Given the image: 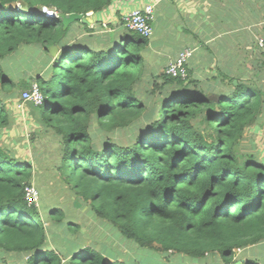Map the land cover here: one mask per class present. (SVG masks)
<instances>
[{
	"label": "trees",
	"instance_id": "trees-1",
	"mask_svg": "<svg viewBox=\"0 0 264 264\" xmlns=\"http://www.w3.org/2000/svg\"><path fill=\"white\" fill-rule=\"evenodd\" d=\"M111 1L0 0V91L21 90L17 102L0 97V263L21 255L27 264H135L105 247L61 248L51 240L47 220L70 232L78 225L64 223L57 206L40 210L24 199L32 166L6 140L14 113L24 109L37 131L58 139L59 178L105 228L146 253L142 264H162L161 255L264 264L260 253L237 256L264 240V163L236 150L264 117L263 87L225 76V91H205L188 68L185 79L147 75L149 38L121 20L110 36L91 33L85 19L63 28L59 17L40 11L86 17ZM72 26H83L95 43L71 41ZM8 65L25 75L19 84ZM32 82L41 105L21 99ZM121 131L130 132L125 143L114 138ZM212 256L218 259L205 263Z\"/></svg>",
	"mask_w": 264,
	"mask_h": 264
},
{
	"label": "crops",
	"instance_id": "crops-1",
	"mask_svg": "<svg viewBox=\"0 0 264 264\" xmlns=\"http://www.w3.org/2000/svg\"><path fill=\"white\" fill-rule=\"evenodd\" d=\"M224 1L112 0L107 8L97 13L91 12L82 19L87 21L88 29L95 30L91 33L104 31L111 36L119 27L122 15L145 4H153V32L146 47L151 46L152 50L149 52L162 58V69L179 51L188 47L192 50V56L187 68L192 78L198 80V84L205 91L214 93L225 91L228 85L226 80H222L225 76L238 77L243 82L257 84L264 89V80H261L264 79V63L256 45L257 38L261 37L259 31L256 28L247 29L251 23H245L249 20H244L246 15L244 7L239 8L234 4L235 1L239 4L240 0H229L228 3ZM211 5L221 6L215 7L220 12L216 13V9L210 7ZM225 5L231 8L226 11ZM209 8L210 11L214 10L210 20ZM197 11H204V14L193 16ZM258 11L264 19V0ZM184 15L189 18L188 23L199 20V24L194 23L196 25L194 28L189 26L183 20ZM212 19L214 23L210 22ZM91 33L82 30L81 27L72 26L68 35L71 41H83V36L88 38ZM262 37L264 38V27ZM202 53L205 56H201ZM241 53L246 56L245 59ZM231 83L235 85L237 80L234 79ZM257 129L262 130L261 127H253L245 134L256 132ZM8 264L27 263L24 256L16 255Z\"/></svg>",
	"mask_w": 264,
	"mask_h": 264
},
{
	"label": "rangeland",
	"instance_id": "rangeland-1",
	"mask_svg": "<svg viewBox=\"0 0 264 264\" xmlns=\"http://www.w3.org/2000/svg\"><path fill=\"white\" fill-rule=\"evenodd\" d=\"M224 2L228 3L229 0H225ZM234 4L239 8L241 6L244 7L246 11L244 20H249L245 21V23H251L252 25L248 26L247 29L256 28L259 31V35L262 37L264 19L261 17L258 10H260L263 6V0H240L239 4L238 1H235ZM210 7L215 8L221 6L211 5ZM225 7H227L225 9L226 11L231 8V6L226 5ZM215 9L216 13L220 12L217 8ZM212 13H214V10L210 11L209 8L208 20L211 19L210 15ZM203 14L204 11H197V13H193V16H201ZM190 17L193 18L192 16ZM183 20L186 24H189V26L193 28L196 26L194 23L199 24V20L188 23L189 18L185 17V15L183 16ZM210 22L214 23L215 21L212 19ZM81 28L85 31L83 26H81ZM83 40L89 44L95 41L84 36ZM146 50L147 51H144L146 59L143 72L147 75L151 71L161 73L162 58L149 52L152 50L151 46L146 47ZM241 55L244 57L243 53H241ZM201 56H205L204 53H202ZM245 58L246 56L244 59ZM11 66L12 65H8L7 73L12 77L15 84H19L17 81L18 78H25V75H18L13 72ZM38 68L39 67L35 68L31 73H28L27 76L35 74ZM261 80L264 79L261 78ZM20 91L21 90H19V88H13L7 92L0 91V97L5 100H9L11 97L15 99V102H17ZM155 98L156 95H152L148 99L153 101ZM14 115L16 119H14L13 124L11 123L10 125L11 129L7 133L8 137L6 140L8 146L15 151L19 157H24L31 163V184L37 189L39 194L38 200L34 203V205L40 210H48L57 206L61 210L62 221L64 223L73 222L78 225V228H74L70 232L65 229L66 224H59L55 226L51 220H47L44 224L46 226H51V240L57 241L61 248L69 246L70 242H78L80 246L92 244L96 249L105 247V249L114 250V253L117 256L120 254L118 257H125L126 260H132L135 264H140L143 257L147 258L148 256L146 253L138 252L132 243L117 237L112 230L109 231L102 225L104 222L96 220L94 216L90 214L89 206L86 202L82 201L74 193V191L59 178L56 170V167L59 164L58 139H55L49 133L47 134L44 128L43 131H37L36 125H34L33 121L26 115V111L24 109L22 112L14 113ZM258 127H261L262 130L257 129L256 132H247L244 138L240 140L236 146V150L242 158L250 156L253 159L264 163V117L261 118ZM49 132L52 133L51 130H49ZM129 136V131H121L114 134V138L119 139L123 143L128 140ZM258 253H260V255L264 258V240L256 245L248 246L243 251H237V256H242L244 254L254 256ZM159 257L160 258L157 260L162 262V264L190 263L178 255H173L167 259H163L164 257L162 255ZM152 259L155 258L152 257ZM217 259V256H212L204 261L205 263H209L212 261L215 262Z\"/></svg>",
	"mask_w": 264,
	"mask_h": 264
},
{
	"label": "built area",
	"instance_id": "built-area-1",
	"mask_svg": "<svg viewBox=\"0 0 264 264\" xmlns=\"http://www.w3.org/2000/svg\"><path fill=\"white\" fill-rule=\"evenodd\" d=\"M41 14L47 18L58 17V12L54 8L42 6ZM91 12L86 13L90 15ZM123 26L133 32H136L142 37L149 38L152 35V23L154 20V5L145 4L142 7L134 8L133 10L121 16ZM257 48L261 53L262 60L264 61V38L259 37L256 41ZM192 56V50L188 47L179 51L174 59L169 61L162 69V72L172 77H179L185 79L187 73V63ZM21 99L23 101L32 102L35 105L43 104V96L36 83L32 82L30 87L21 92ZM39 194L33 185L26 186L24 189V199L27 205H32L38 200ZM188 264H199L190 262Z\"/></svg>",
	"mask_w": 264,
	"mask_h": 264
},
{
	"label": "water",
	"instance_id": "water-1",
	"mask_svg": "<svg viewBox=\"0 0 264 264\" xmlns=\"http://www.w3.org/2000/svg\"><path fill=\"white\" fill-rule=\"evenodd\" d=\"M58 17L61 20V23L63 25V28H66L68 26V24L74 22L75 20H80L83 18V14H79V13H62V12H58ZM49 52L52 56H57V48L56 45H52L49 48ZM233 83H235V81H233ZM215 97H218V95H216Z\"/></svg>",
	"mask_w": 264,
	"mask_h": 264
}]
</instances>
